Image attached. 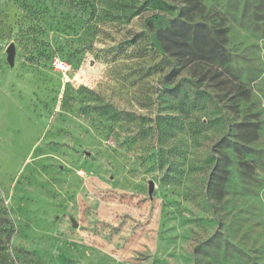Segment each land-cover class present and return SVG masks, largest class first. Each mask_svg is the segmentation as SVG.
Wrapping results in <instances>:
<instances>
[{"label": "rangeland", "instance_id": "374dc122", "mask_svg": "<svg viewBox=\"0 0 264 264\" xmlns=\"http://www.w3.org/2000/svg\"><path fill=\"white\" fill-rule=\"evenodd\" d=\"M174 19L223 48L201 94ZM1 205L0 264H264V0H0Z\"/></svg>", "mask_w": 264, "mask_h": 264}, {"label": "trees", "instance_id": "16d2710c", "mask_svg": "<svg viewBox=\"0 0 264 264\" xmlns=\"http://www.w3.org/2000/svg\"><path fill=\"white\" fill-rule=\"evenodd\" d=\"M199 28L200 25L198 24L188 26L174 19L170 27L165 30L167 32L168 41H158L160 47L170 58L168 61L169 67L164 75V82L166 81L168 83L164 85L165 88H174L177 85H182L188 92L197 95L202 93L198 86L199 83L203 82V79H208L209 81L216 80V75L210 74L209 78H206V75L209 71V73H211L213 67L222 66L226 62L224 59V51L217 41H201L202 37ZM157 35V38H162L161 31H158ZM187 67H190L189 71L193 70L192 76H179L177 71L181 72V70H183V72H185ZM177 75L178 77H176ZM238 86L242 88L243 92H246L241 82H238ZM206 96L210 99L212 98L211 94ZM201 108H203V106ZM7 220L8 221H6V209L1 205L0 254L4 253L6 250V238L8 241L14 231V226L8 217ZM6 222L8 223L7 227Z\"/></svg>", "mask_w": 264, "mask_h": 264}, {"label": "water", "instance_id": "95a60500", "mask_svg": "<svg viewBox=\"0 0 264 264\" xmlns=\"http://www.w3.org/2000/svg\"><path fill=\"white\" fill-rule=\"evenodd\" d=\"M6 52H7V54H8L7 59H8L9 61H12L13 56H14V46H13L12 43H10V44L7 46V48H6ZM152 189H153V184H152V182L150 181L149 184H148V193H149V194H151ZM74 225H75V224H74Z\"/></svg>", "mask_w": 264, "mask_h": 264}, {"label": "built area", "instance_id": "2783aa9c", "mask_svg": "<svg viewBox=\"0 0 264 264\" xmlns=\"http://www.w3.org/2000/svg\"><path fill=\"white\" fill-rule=\"evenodd\" d=\"M53 65H54V67L57 70H59V71H61L63 73H66V72H68L70 70V67H69V65L67 63H65V62H63V61H61V60H59L57 58L54 59Z\"/></svg>", "mask_w": 264, "mask_h": 264}]
</instances>
